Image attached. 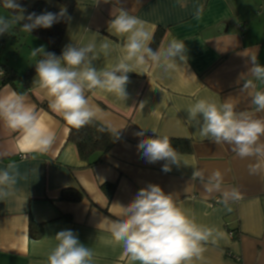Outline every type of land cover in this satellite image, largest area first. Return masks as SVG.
<instances>
[{
  "label": "crops",
  "instance_id": "crops-1",
  "mask_svg": "<svg viewBox=\"0 0 264 264\" xmlns=\"http://www.w3.org/2000/svg\"><path fill=\"white\" fill-rule=\"evenodd\" d=\"M34 1H28L25 12ZM46 1L59 11L66 8ZM70 1L57 56L66 45L84 46L94 40L99 52L107 39L111 52L107 56L101 52L94 65L104 69L116 63L124 38L108 31V23L122 9L143 20L153 39L157 31L162 34L158 47H166L173 38L183 40L187 65L165 73L149 64L142 74L128 73L125 101L104 90H86L96 111L94 120L120 135L108 153H93L87 161L69 140L70 127L49 107L45 90L34 83L36 72L15 84H0V97L13 91L23 94L55 135L46 152L22 151L21 134L0 120V170L13 164L16 180L13 194L0 197V264H47L57 243L55 235L62 230L73 231L91 249V264H139L113 241L107 223L120 219L119 205L130 203L149 184L172 195L197 224L215 230V243L211 239L203 243L204 251L191 264H264V170L250 174L249 166L257 163V157L241 158L232 145L202 138L189 123L187 111L197 100L207 99L232 103L235 111L264 120V111H257L251 102V93L264 91V81L248 73L252 56L264 66V0H187L185 7L177 0ZM201 5L203 13L197 20L194 14ZM0 47L5 48L6 42ZM18 58L6 60L22 75L28 67L22 68ZM249 79L254 87L244 90ZM165 135L185 140L191 148L177 152L180 163L172 164L168 172L162 170L166 161L149 163L138 149L142 139ZM259 142L264 143V137ZM194 168L203 170L205 178L219 170L221 191L206 192L199 180L191 179ZM104 183L116 184L111 199L101 188ZM65 188H78L86 197L77 202L60 200ZM233 188L242 199L229 200V211L221 202L222 192ZM31 223L42 225V236L29 234Z\"/></svg>",
  "mask_w": 264,
  "mask_h": 264
},
{
  "label": "clouds",
  "instance_id": "clouds-1",
  "mask_svg": "<svg viewBox=\"0 0 264 264\" xmlns=\"http://www.w3.org/2000/svg\"><path fill=\"white\" fill-rule=\"evenodd\" d=\"M0 3L14 13L10 19L0 16V35L9 33L17 24L27 33L36 28H50L65 17L67 11L61 7L59 13H29L25 16V9L18 0H0ZM177 4L185 7L187 0H177ZM202 13L201 5L194 18L199 20ZM108 31L124 38L121 55L108 68L98 69L94 65L101 52L105 56L110 54L112 42L107 39L101 42L99 52L94 40L84 46L66 45L60 56L46 52L43 46L31 53L33 57H41L35 63L34 83L45 90L49 107L60 114L70 128L79 129L96 117V111L85 95L86 90H104L125 101L128 98V73L142 74L149 64L165 73L178 72L182 65H187L183 40L173 38L166 47L152 48L153 33L146 29L143 20L127 11L120 9L109 21ZM250 64L248 73L255 80L264 81V66L257 63L255 56L250 58ZM0 75H3L2 71ZM253 87L251 79L243 85L244 90ZM251 102L257 111H264V91L251 93ZM187 111L189 123L197 128L202 138L232 145V150L241 158L257 157V163L249 166L250 174L264 170V159H261L264 158V143L259 142L264 137V120L255 119L247 112L235 111L232 103L217 104L207 99L197 100ZM0 120L21 134L22 151L46 152L54 142V133L42 122L34 107L26 103L23 94L13 91L0 97ZM138 149L149 163L166 161L162 168L165 172L171 171L172 164L180 163L178 153L166 135L144 138ZM14 167L9 164L0 170V197L13 194L11 189L16 183ZM191 179L199 180L208 193L221 191L223 176L219 170L205 178L203 170L194 168ZM222 196L221 202L226 208L229 200L242 199V194L235 188L224 190ZM119 207L121 218L108 221V230L113 241L122 245L125 253L139 264H191L192 259L199 258L204 251L203 243L210 239L213 243L216 241L214 229L197 224L159 185L149 184L141 188L130 203ZM55 240L57 243L47 257V264H91V249L82 244L73 231H59Z\"/></svg>",
  "mask_w": 264,
  "mask_h": 264
},
{
  "label": "trees",
  "instance_id": "trees-1",
  "mask_svg": "<svg viewBox=\"0 0 264 264\" xmlns=\"http://www.w3.org/2000/svg\"><path fill=\"white\" fill-rule=\"evenodd\" d=\"M29 0H18L20 5L25 8ZM65 6L66 8L72 6V2L70 0H54ZM0 7L8 14L7 18H12L14 13L12 10L6 9L0 3ZM44 12H52V13H59V10L53 6L51 3H48L46 0H35L32 3V6L25 12V16L29 13H36L37 15L42 14ZM68 21V16L61 18L59 22L53 24L52 27L44 29V28H36L32 30L31 35H35L38 38L47 42L46 52H52L58 55L59 53V46L62 42V37L65 33L67 28L66 24ZM23 21L21 22V24ZM14 29L17 32H21L20 25L15 27ZM12 31V30H11ZM27 33V32H26ZM10 32L0 35V42H7L6 39L9 38ZM162 37V34L157 31L155 33L154 39L151 42V47L156 49L158 47L159 41ZM41 57L39 56L38 59ZM37 59V60H38ZM36 60V61H37ZM36 63V62H35ZM0 71L3 72V75H0V84L12 83L15 84L17 79L26 80V78L30 77L31 75L35 74V65L27 69L23 72L22 75H19L14 68L7 64L6 62L0 63ZM69 140L73 142L76 147L78 148L79 156L81 159L87 161L89 156L96 152H101V154L108 153L111 148L120 140V135L112 131L111 129L107 128L101 122H97L96 120H92L89 124L79 128H70L69 131ZM173 148L178 153L190 152L191 148L187 144L185 140H178V139H171L170 140ZM116 187V184L104 183L101 185V188L105 194H107L108 198L111 199L113 197V191ZM60 200H67L71 202L81 201L83 198L86 197L84 191L74 188H65L61 191L59 195ZM29 234L32 236L40 237L42 236V225L31 223Z\"/></svg>",
  "mask_w": 264,
  "mask_h": 264
},
{
  "label": "rangeland",
  "instance_id": "rangeland-1",
  "mask_svg": "<svg viewBox=\"0 0 264 264\" xmlns=\"http://www.w3.org/2000/svg\"><path fill=\"white\" fill-rule=\"evenodd\" d=\"M0 16H4L5 18H7L8 14L0 7ZM15 27H18L17 25H14L11 29H10V35L8 39H6V47L2 48L0 47V60L2 62H7L6 59H9V61H14L15 57H19L18 62L19 65L25 66L26 69L28 67V69L31 67V65H35V62L37 60L36 57L32 56V51L35 48H39L41 46L44 47V49L46 48V44L44 41L40 40L39 38H37L35 35H31L28 34L24 31L21 32H17L16 29H14ZM12 30V31H11ZM14 55H18V56H14ZM27 60H31L30 63H25ZM9 65L10 63L7 62Z\"/></svg>",
  "mask_w": 264,
  "mask_h": 264
},
{
  "label": "built area",
  "instance_id": "built-area-1",
  "mask_svg": "<svg viewBox=\"0 0 264 264\" xmlns=\"http://www.w3.org/2000/svg\"><path fill=\"white\" fill-rule=\"evenodd\" d=\"M217 202H220L219 199H216Z\"/></svg>",
  "mask_w": 264,
  "mask_h": 264
}]
</instances>
